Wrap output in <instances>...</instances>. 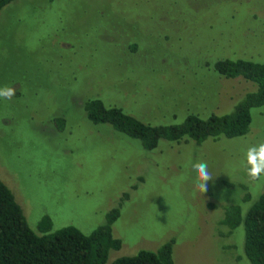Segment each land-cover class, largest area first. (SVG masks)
<instances>
[{
	"label": "rangeland",
	"instance_id": "obj_1",
	"mask_svg": "<svg viewBox=\"0 0 264 264\" xmlns=\"http://www.w3.org/2000/svg\"><path fill=\"white\" fill-rule=\"evenodd\" d=\"M218 59L264 64V0H13L0 9V181L28 227L87 234L119 205L120 240L106 263L172 239L173 264H248L243 230L218 224L225 206L243 214L264 191L244 170L247 149L264 143V104L246 134L199 145L160 141L152 150L92 124L80 109L100 98L145 123L187 113L229 112L255 85L205 67ZM62 130L52 123L64 115ZM213 178L196 187L192 165ZM123 194L127 197L121 200ZM245 198V199H244Z\"/></svg>",
	"mask_w": 264,
	"mask_h": 264
},
{
	"label": "trees",
	"instance_id": "obj_2",
	"mask_svg": "<svg viewBox=\"0 0 264 264\" xmlns=\"http://www.w3.org/2000/svg\"><path fill=\"white\" fill-rule=\"evenodd\" d=\"M11 1L0 0V9ZM205 67L223 78L239 77L249 81L255 89L244 93L227 113H210L205 117L187 113L176 123H145L92 96L81 102L80 109L90 123L108 124L114 131L137 140L147 151L155 149L160 141H190L199 145L208 138H233L246 134L250 109L264 104V64L245 59H218L206 63ZM64 117L65 114L52 118L56 129H63ZM126 197L123 194L121 200ZM119 205L110 208L104 222L87 234L72 225L50 231L51 220L47 216L40 217L32 230L11 191L0 181V264H107L109 250H117L121 245L111 233V226L119 216ZM218 224L224 226L226 235L241 224L245 259L248 264H264V191L243 214L239 205L225 206ZM171 244L172 239L154 252L139 250L108 264H173Z\"/></svg>",
	"mask_w": 264,
	"mask_h": 264
},
{
	"label": "clouds",
	"instance_id": "obj_3",
	"mask_svg": "<svg viewBox=\"0 0 264 264\" xmlns=\"http://www.w3.org/2000/svg\"><path fill=\"white\" fill-rule=\"evenodd\" d=\"M16 94L13 86L0 87V98L11 100ZM247 176L252 180H259L264 176V143L250 146L245 154V161H242ZM196 173L195 187L201 192L207 191V182L213 178L209 172L206 162H197L192 165Z\"/></svg>",
	"mask_w": 264,
	"mask_h": 264
}]
</instances>
